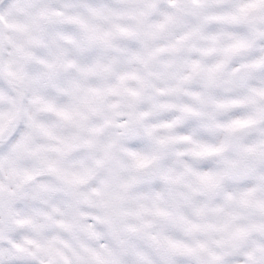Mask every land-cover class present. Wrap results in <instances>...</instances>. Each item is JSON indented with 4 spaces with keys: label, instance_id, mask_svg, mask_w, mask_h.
<instances>
[{
    "label": "clouds",
    "instance_id": "1",
    "mask_svg": "<svg viewBox=\"0 0 264 264\" xmlns=\"http://www.w3.org/2000/svg\"><path fill=\"white\" fill-rule=\"evenodd\" d=\"M0 264H264V0H0Z\"/></svg>",
    "mask_w": 264,
    "mask_h": 264
}]
</instances>
